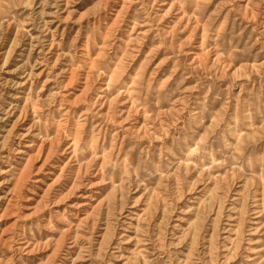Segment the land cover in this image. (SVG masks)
Segmentation results:
<instances>
[{"label":"rangeland","instance_id":"obj_1","mask_svg":"<svg viewBox=\"0 0 264 264\" xmlns=\"http://www.w3.org/2000/svg\"><path fill=\"white\" fill-rule=\"evenodd\" d=\"M0 264H264V0H0Z\"/></svg>","mask_w":264,"mask_h":264}]
</instances>
